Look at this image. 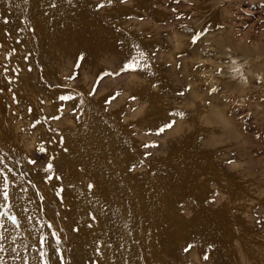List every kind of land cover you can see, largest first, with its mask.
I'll return each instance as SVG.
<instances>
[{
  "label": "rangeland",
  "instance_id": "rangeland-1",
  "mask_svg": "<svg viewBox=\"0 0 264 264\" xmlns=\"http://www.w3.org/2000/svg\"><path fill=\"white\" fill-rule=\"evenodd\" d=\"M0 264H264V0H0Z\"/></svg>",
  "mask_w": 264,
  "mask_h": 264
},
{
  "label": "snow or ice",
  "instance_id": "snow-or-ice-1",
  "mask_svg": "<svg viewBox=\"0 0 264 264\" xmlns=\"http://www.w3.org/2000/svg\"><path fill=\"white\" fill-rule=\"evenodd\" d=\"M108 3H112V0H107ZM124 2V0H122ZM100 7H103V4L100 5ZM81 59H83V56H81ZM129 67H132L131 65ZM69 97H61V99H68ZM174 123V122H173ZM173 125L172 123L166 124L163 128H161L159 131L163 132L166 128H171ZM5 187H6V182H5ZM89 187H93L92 185H89ZM5 198L7 197V192L5 191L4 193ZM192 245H189V248H191ZM188 249H185L187 251ZM204 259H207V256L204 257Z\"/></svg>",
  "mask_w": 264,
  "mask_h": 264
}]
</instances>
